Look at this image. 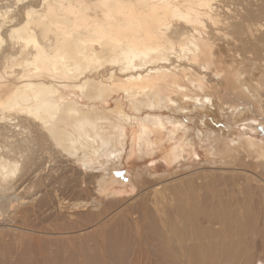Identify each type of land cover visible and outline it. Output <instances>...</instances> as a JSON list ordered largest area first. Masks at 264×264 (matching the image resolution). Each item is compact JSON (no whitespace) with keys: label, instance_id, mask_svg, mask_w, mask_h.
Returning a JSON list of instances; mask_svg holds the SVG:
<instances>
[{"label":"bare ground","instance_id":"bare-ground-1","mask_svg":"<svg viewBox=\"0 0 264 264\" xmlns=\"http://www.w3.org/2000/svg\"><path fill=\"white\" fill-rule=\"evenodd\" d=\"M11 1L0 0V233L65 235L85 220L98 230L61 257L67 242H37L58 262L91 253L114 264L131 243L130 264H264V243L238 201L205 205L190 194L169 203L168 188L148 192L135 172L130 203L110 192L124 158L153 153L163 130L169 140L182 132L172 158L195 153L197 141L224 161L264 166V140L250 136L264 124V0H13L18 13ZM224 83L239 97L222 95ZM29 133L80 165L76 199L56 190L57 205L40 195L29 206L37 197L16 188L28 160V176L43 185ZM48 219L63 222L44 231L19 224ZM248 239L258 256L246 255Z\"/></svg>","mask_w":264,"mask_h":264},{"label":"rangeland","instance_id":"rangeland-1","mask_svg":"<svg viewBox=\"0 0 264 264\" xmlns=\"http://www.w3.org/2000/svg\"><path fill=\"white\" fill-rule=\"evenodd\" d=\"M9 4L10 6L8 7V9L10 8V10L14 11V13H18L17 8L15 7L17 4H14L13 0ZM4 11L5 9L3 8V6H0L1 15ZM1 18L0 24H2ZM224 85L221 93L222 95H224L225 97L227 96L226 98L228 99L234 98V96L239 97L237 94L235 95V93H231L232 88L229 84L224 83ZM224 87L226 88L224 89ZM2 97H5V95H3ZM184 118L186 120L188 119L186 116ZM24 124L27 125L26 123ZM253 126L256 127L254 124ZM151 132V141L158 140V132L153 129L151 130ZM176 132V138H172L171 140H169L168 132L166 130H163L161 132V140L163 142L161 141L162 143L159 142L157 144V146L153 149V153H137L136 155L131 156L128 159L127 157L124 158L122 164L118 168L119 170L116 173L114 183L110 186V192H116L118 193V196L116 195V198L111 199L122 198L124 200L121 204H127L131 202V199L137 196L139 188L136 185L134 186V184L131 182V176L135 172L137 173V175H135L134 180L139 179L147 183H144L143 187L145 186L148 192L151 191L149 187L153 186L154 184L157 188L161 186L168 188L166 194L168 198L167 201L169 200V203H171L172 199L170 198H172V196L179 197V195L183 196V200L184 198L190 200V198L192 199V197L196 200L199 199V201H202V203H204L205 205L214 204V202L216 203V200L219 198L221 199V202L228 201L230 204L233 203V206H237L238 201L241 203L242 208L244 210L246 209L245 218H251L252 220H254L253 229L257 232L258 242L260 244H263L264 231L263 235H260L258 230L259 227L262 226V223H264V185L261 184L260 186L257 181H259L260 183L264 181V166L258 164L257 167V165L255 164L257 163L255 162V159H250L251 157L247 158V156L245 158V161L243 159L244 162L238 159V161L231 160L232 162H228L226 161L227 158L224 161L223 157L219 155H213L211 150L207 149L208 145L199 146L200 144L197 141L194 146L195 153L192 154L191 152H189L191 153L189 154L187 152H184L179 157L172 158L170 157V149L179 143L182 136V132ZM251 132L252 134L250 133V136L252 138L259 141L264 140V124H260L257 128H255V130H252ZM253 135H255L256 138ZM22 136L25 140L27 139L25 133ZM28 136L30 140L28 142L29 148L27 154L34 156L32 168L41 167L40 169H42V176L44 177L43 185L35 187L33 180H36L37 177L31 178L33 177V175L29 174L28 176L26 172L30 167V165H28L29 160L26 162V165L25 163H23V166L18 173L20 175H23V177L21 178L20 183L16 185V188H25V190H27V198L37 197L29 206L35 204L40 195L45 196L46 199H49L50 202H52L54 205H57V200L54 196V191L56 190H60V193L63 197L66 196L70 199H76L71 197V193L73 192V188L75 190L74 184H76V181H79L80 178V165H74L71 158L58 157L54 153L55 147L52 146L49 142H39V139L35 134L29 133ZM36 142L41 143L43 146L41 147L40 145H37ZM3 145L4 140L3 138H0V146ZM41 149L45 151L46 156L43 155ZM207 150L212 154L209 155V152ZM48 164L50 165V167H48ZM65 178L72 179L73 184H71V181L68 180L69 184L66 185L64 183L66 182ZM85 179H87L86 176L84 180ZM84 185L85 184L83 182V184H81L80 186L84 188ZM262 186L263 193L261 196V192L258 191V188ZM174 190L177 192L178 190H180L181 194H175ZM250 192L251 194L249 195ZM190 194H193L192 197L190 196ZM92 197L93 196L91 195L89 198ZM152 197L153 196H151V200L145 199V201L147 200L148 203L152 206L149 208L153 209V200L156 197ZM83 198H87V196L83 195L82 197H80V199ZM139 199L140 198L138 196L137 199H134L132 202L136 204ZM219 200L217 202H219ZM169 203L167 204L169 205ZM112 205L116 207V205L118 206L119 204L112 202ZM251 219H249V221H251ZM62 222L63 220L55 221L48 219L45 221L46 224H42L40 222L39 224L32 225L29 223H23L21 221L19 224L26 228H34L36 230L44 231L45 229L52 228L54 224ZM81 223V226L75 225L72 229L66 228L65 232L67 231L68 233H66L65 235H39L32 232L28 233L23 231H16L13 229L9 230L2 226V232L0 233V264H102L101 257L97 259L91 253V255L89 254L87 256L88 261L84 260L81 262L80 258L75 255L73 258L67 259V261L58 262L53 257L55 256V254L50 255V248H46L47 244L43 246L37 242V239L46 241L56 240V243L63 242L64 244L67 242L66 248L63 251H59L58 255H56L61 257L64 253L70 251V243H73L77 246L83 244L84 240L88 241L92 237L93 233L98 230V228L92 227L93 224L91 222H87L84 220ZM216 227H218V225H216ZM262 230H264V227L262 228ZM69 231L73 233L70 234ZM248 243H250L251 245H246L245 248H248L247 250H245L247 251L246 255L252 257V254H255L253 241L249 240ZM127 244L130 248L129 251L123 253L122 257H120L121 259L119 257H116L117 260H115L114 264H130V259L135 255H132L133 252L131 250L133 244ZM90 251H93V248H91ZM258 253L260 256H264V252L261 253L258 251ZM123 256L125 257V259H122L124 258ZM255 256L258 255L255 254ZM255 259L256 258L254 257V260ZM241 264H245L244 260Z\"/></svg>","mask_w":264,"mask_h":264}]
</instances>
